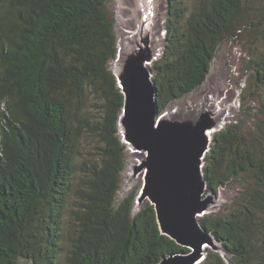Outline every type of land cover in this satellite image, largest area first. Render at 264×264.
Segmentation results:
<instances>
[{
    "label": "trees",
    "instance_id": "trees-1",
    "mask_svg": "<svg viewBox=\"0 0 264 264\" xmlns=\"http://www.w3.org/2000/svg\"><path fill=\"white\" fill-rule=\"evenodd\" d=\"M110 2L0 0V264H159L188 250L161 232L148 199L134 212L136 191L118 197L127 145ZM164 29L151 65L161 112L205 82L227 35L245 29L262 42L249 61L259 135L228 124L203 166L208 190L250 182L226 212L199 221L224 251L207 247L200 264H264V0H197L192 10L169 0Z\"/></svg>",
    "mask_w": 264,
    "mask_h": 264
},
{
    "label": "water",
    "instance_id": "water-1",
    "mask_svg": "<svg viewBox=\"0 0 264 264\" xmlns=\"http://www.w3.org/2000/svg\"><path fill=\"white\" fill-rule=\"evenodd\" d=\"M147 1L148 9L143 6L137 18H131L130 27L137 32L124 39L128 46L123 52L118 47L120 70L113 71L124 94L120 132L127 147L144 157L135 169V174L145 175L135 203L148 199L161 232L188 248L163 257L159 264H200L207 247L224 255L220 243L199 221L217 200L218 192L207 188L203 166L212 141L207 131L221 125L215 112L178 116L168 108L160 111L151 65L161 46L151 24L153 0Z\"/></svg>",
    "mask_w": 264,
    "mask_h": 264
},
{
    "label": "rangeland",
    "instance_id": "rangeland-1",
    "mask_svg": "<svg viewBox=\"0 0 264 264\" xmlns=\"http://www.w3.org/2000/svg\"><path fill=\"white\" fill-rule=\"evenodd\" d=\"M184 1L188 9L192 10L197 0ZM141 5L140 0H111L110 7L115 13V32L118 37V44L120 39L128 41L129 36L131 37L133 32H137V29L132 30L130 22H132L131 18L133 16L137 18L136 8L140 12L143 11L144 7ZM149 11L152 15L151 24L156 27L154 32L157 45L161 46V54L165 41L164 27L168 13V0H153V6ZM141 17L144 18V15L142 14ZM241 26L243 24H240L238 28H241ZM249 34L250 32L243 29L239 35H227L218 45L205 82L183 98L173 101L168 109L175 111L178 116H192L200 110L210 113L215 112V116H217L221 125L216 132L230 123L239 121L249 127V130H246L248 133H254L258 136L256 117H254L258 102L251 95L252 88L250 87L253 85V81L250 78L253 74V67L250 66L249 61L263 50V45L260 39H253ZM115 60L111 62L112 70L116 66ZM242 99L246 102V109L249 108L247 114H245ZM94 145L92 139L88 138V143L85 144L86 149L92 152ZM125 158V170L118 191L119 199H123L132 191H136L138 195L145 181L143 171L135 174L136 166L144 161L142 159L144 157L127 147ZM249 182V178H241L220 187L216 196L217 200L212 204L211 210L207 214L226 212L232 206L234 197L239 195V192ZM72 203H74L73 198L70 209ZM139 207L140 205L135 203L134 212H137ZM20 264L33 263L27 259H20Z\"/></svg>",
    "mask_w": 264,
    "mask_h": 264
},
{
    "label": "bare ground",
    "instance_id": "bare-ground-1",
    "mask_svg": "<svg viewBox=\"0 0 264 264\" xmlns=\"http://www.w3.org/2000/svg\"><path fill=\"white\" fill-rule=\"evenodd\" d=\"M140 1H141L142 6H144L146 8V10H147L148 9V6H149L148 5V1L147 0H140ZM136 10L138 11L139 9L136 8ZM126 46H128V43L124 39H120V41H119V48H120L121 52H123V50L125 49ZM120 62H121V60H118V59L115 60L116 66L113 67V70L115 71L116 74L119 73V70H120ZM218 128H219V125H217L214 128H211V129H209L207 131V134H208V136H209V138L211 140L213 139V136H214V134H215V132L217 131Z\"/></svg>",
    "mask_w": 264,
    "mask_h": 264
}]
</instances>
